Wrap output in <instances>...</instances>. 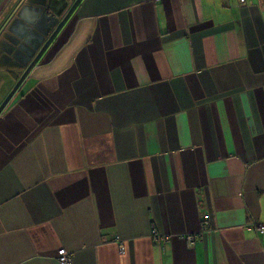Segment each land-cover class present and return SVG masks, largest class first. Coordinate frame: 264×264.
Segmentation results:
<instances>
[{
    "label": "crops",
    "instance_id": "1",
    "mask_svg": "<svg viewBox=\"0 0 264 264\" xmlns=\"http://www.w3.org/2000/svg\"><path fill=\"white\" fill-rule=\"evenodd\" d=\"M75 2L0 0V107ZM35 63L0 264H264V0H82Z\"/></svg>",
    "mask_w": 264,
    "mask_h": 264
},
{
    "label": "water",
    "instance_id": "2",
    "mask_svg": "<svg viewBox=\"0 0 264 264\" xmlns=\"http://www.w3.org/2000/svg\"><path fill=\"white\" fill-rule=\"evenodd\" d=\"M75 1L76 2L74 3V5L71 7V9L68 12L69 14L65 17V19L62 21V23H60V25L58 26L57 30L52 34V36L50 37V40L47 42V44L41 49L42 51L35 58V60L32 62L33 64L28 68V70H26V72L24 73V77L20 80V82L18 83V86L22 83V81L24 80V78L27 76V73L35 66V64H36L35 62H37V60L44 54V52L46 51L47 47L54 40V37H56L58 35V32L63 27V24L69 19L70 15L74 11V9L81 3L82 0H75ZM18 86L12 92V94L6 99V101L1 105V107H0V115H1V111L3 110V108L5 107V105L7 104V102L9 101V99L13 96V93L17 90V88H19Z\"/></svg>",
    "mask_w": 264,
    "mask_h": 264
},
{
    "label": "built area",
    "instance_id": "3",
    "mask_svg": "<svg viewBox=\"0 0 264 264\" xmlns=\"http://www.w3.org/2000/svg\"><path fill=\"white\" fill-rule=\"evenodd\" d=\"M249 0H239V3L241 5H246ZM250 227V226H249ZM259 233L264 234V223H259V225L256 226ZM197 237L194 235L187 236V242L190 246H193ZM122 251H124V247H122ZM59 255V261L61 264H73V257L69 252L65 249H62L58 252Z\"/></svg>",
    "mask_w": 264,
    "mask_h": 264
}]
</instances>
